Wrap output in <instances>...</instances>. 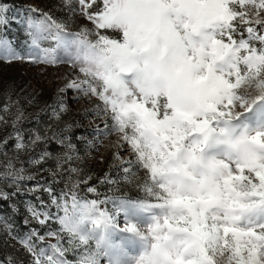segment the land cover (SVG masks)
Listing matches in <instances>:
<instances>
[{
  "label": "snow or ice",
  "instance_id": "6c2138e0",
  "mask_svg": "<svg viewBox=\"0 0 264 264\" xmlns=\"http://www.w3.org/2000/svg\"><path fill=\"white\" fill-rule=\"evenodd\" d=\"M63 3L74 11L72 0ZM77 5L91 27L75 32L31 9L37 18L26 27L35 55L27 59L55 66L62 62L57 49L70 53L83 78L67 87L101 102L96 112L111 119L105 128L118 136L115 160L126 174L135 175L134 166L144 170V191L153 199L112 201L109 210L107 198L78 195L86 181L66 183L58 194L37 182L29 191H46L49 202L37 196L39 204L27 208L47 231L32 228L20 241L31 264H264V0ZM8 12L0 0V60L10 63L26 57L3 34ZM45 42L54 46L42 47ZM23 119L17 109L13 132L0 148L10 138L17 152L48 139L65 143L35 129L26 140L18 127ZM0 123H8L4 115ZM125 146L129 158L120 155ZM51 156L45 148L29 163ZM72 159L67 152L56 157L57 170ZM25 171L8 158L0 181L18 192L22 181L34 179ZM9 195L0 189V199ZM69 253L77 258L69 260Z\"/></svg>",
  "mask_w": 264,
  "mask_h": 264
},
{
  "label": "rangeland",
  "instance_id": "374dc122",
  "mask_svg": "<svg viewBox=\"0 0 264 264\" xmlns=\"http://www.w3.org/2000/svg\"><path fill=\"white\" fill-rule=\"evenodd\" d=\"M6 2L9 4L7 15L10 23L3 34L26 59L10 63L0 60V115H4L8 121L7 124L0 123V142L13 132L12 120L17 109L23 112L24 119L18 127L24 131L26 140L31 134L29 130L35 129L42 136L52 137L53 134H57L58 139L65 141L64 144H60L57 139H48L46 144L38 143L30 151L17 152L15 139L10 138L0 148V170L7 159L12 158L16 167L25 168L26 176L34 177L32 180L22 181L18 192L10 181H0V189L10 194L8 199H0V264H31L32 257L25 251L20 241L32 228H37L41 234L47 231V226L37 225L27 208L28 202L39 204L37 196L49 202L46 191L42 189L37 192L29 191L37 182L44 187H51L58 194L65 188L66 183L86 181L79 185L78 195L86 199L107 198L109 210L112 209V201L142 199L152 201L153 198L144 191L147 180L144 170L134 166L131 173L135 175L126 174L120 162L115 160L114 153L118 149L114 144L118 136L105 128V123L111 127V119L96 112V107L101 102L67 87L77 76L83 78L78 67H73L70 63V53L63 48L57 49L56 55L62 62L55 66L27 59L29 54L35 55L26 27L28 19L37 18V13L31 9L50 13L59 22L66 24L69 31L75 32L82 26L91 27V24L79 14L77 0H72L74 11L66 7L63 0H6ZM53 46L52 42L42 44V47ZM9 104V111L4 113L3 107ZM54 110L59 113V119L53 115ZM69 143L74 146L71 151L66 147ZM45 148L52 156L39 165L30 164L29 160L38 159L39 153ZM119 151L122 157L129 158L127 146ZM66 152L72 155L73 159L57 170L56 157ZM3 153H7V157ZM69 168H77L78 173H70ZM106 176L115 183L107 182ZM89 187L95 188L96 191L88 192ZM52 211L55 212L56 209L52 208ZM25 220L29 222L26 224ZM119 220L122 225V214ZM6 225L10 226V230ZM58 227L55 223L51 225L53 230ZM47 242L39 246H45ZM51 242L55 243V240ZM76 258L73 253L68 254L69 260Z\"/></svg>",
  "mask_w": 264,
  "mask_h": 264
}]
</instances>
